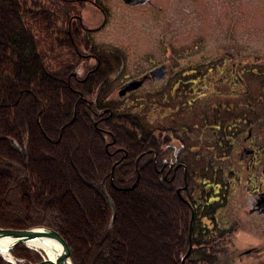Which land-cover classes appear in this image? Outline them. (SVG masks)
I'll list each match as a JSON object with an SVG mask.
<instances>
[{
  "label": "trees",
  "instance_id": "1",
  "mask_svg": "<svg viewBox=\"0 0 264 264\" xmlns=\"http://www.w3.org/2000/svg\"><path fill=\"white\" fill-rule=\"evenodd\" d=\"M49 1L0 0V229H53L68 243L73 264H143L145 258L146 264H174L173 260L179 259L177 251L187 246L189 239H185V243L183 240L177 251H165L164 261L155 253L160 242L169 241L176 230V223L170 226L173 224L169 218L172 208L168 206L166 197L161 196V188L156 185L157 190L152 187L146 196L138 194L143 200L141 207L134 208L133 203H129L137 194L135 189L129 194L133 185L130 182L136 177L134 159L156 140L148 141L147 135H140L135 130L130 135H124L123 130L117 131L118 134L114 135L117 144L127 150L128 159L116 168L113 186L111 172L114 161L106 150L108 136L97 132L98 135H84L86 131L81 124L74 125L72 134L66 133L70 126L64 127L78 122L80 114V120L85 124L92 120V113L80 101L78 94L67 86V69L72 61L61 54L63 43L58 41L60 33L55 31L52 23L48 24V21H56L55 14H61L62 8L58 5L51 8ZM30 128L37 131L30 132ZM41 134L64 139L59 148L54 147V160L47 155V141L37 138ZM76 140L81 142L84 152L76 158L77 166L72 153L78 148L75 147ZM96 145L103 147L101 150L106 156ZM62 157L64 165H55L54 162H59ZM61 164L64 168L68 166L69 177ZM140 172L146 179H153L152 176L157 174L150 156L143 157ZM83 173L90 177L87 181L92 185L82 184L86 180ZM70 180L81 194L72 187ZM79 197L87 204L84 216H79L76 205ZM173 198L172 207L177 209L181 219L187 215L186 208L175 195ZM130 205L133 218L139 219L141 226L146 228L143 231L138 223L135 222L132 228L126 221L127 213L121 210ZM144 210L148 211L150 219L145 217ZM90 221L97 227L94 232L87 233L85 227ZM149 222L159 227V237L149 232ZM197 224L193 244L202 245V240L211 239L216 233L208 232L207 227L197 230ZM182 230L178 229L183 237ZM137 240H144L150 247L140 246ZM130 243L133 249H130ZM209 245V250L194 249L187 264H213L220 250L212 243ZM131 251H134L133 257ZM108 253H111L109 258H105ZM13 255L18 259L26 258L18 253L17 248ZM129 255L133 259L130 260ZM42 260L38 257L32 259L35 263ZM0 264L11 263L0 257Z\"/></svg>",
  "mask_w": 264,
  "mask_h": 264
},
{
  "label": "rangeland",
  "instance_id": "2",
  "mask_svg": "<svg viewBox=\"0 0 264 264\" xmlns=\"http://www.w3.org/2000/svg\"><path fill=\"white\" fill-rule=\"evenodd\" d=\"M105 1L108 3L109 7L108 21L104 28H100L98 31H95L94 40L98 47L107 48L110 51L115 52L117 55L119 54L122 68L125 70L123 73L125 77H117L119 80L116 82V84H113L112 91L115 89L117 90L119 86L130 77H137L139 74L147 71L154 65V63L157 62L165 64L167 62H171L175 65H179L180 67H185L188 66V64L195 63L198 67L203 68L206 66V62H209L210 60L215 62L217 59L216 57L220 55H226V53H230L231 56L236 57L237 54L241 53L243 55V59L245 60L244 63L247 70H253L256 68V70L260 69L258 71H264V0H150L145 4H140L136 7L125 5L122 0ZM83 17L84 22L90 28L100 27L104 21V17L101 15V13L92 6H89V8L84 10ZM51 23L53 24L51 26H55V31L59 34L60 32L56 28L58 25L57 20L48 21V24ZM64 29H66V27ZM64 45H66V43ZM60 50L65 59L69 61L71 60L73 62V60L66 55L67 48L65 49L62 46ZM171 56L174 57V59L172 58V61L170 60ZM216 62H218V60ZM86 64H88V66L95 67L96 62L90 60L87 61ZM70 67L74 66L71 65ZM84 76L85 74L83 72L80 74L79 79H82ZM262 78L264 79V76H262ZM262 83H264V80H261L259 77L255 78L252 77L251 74H246L245 99L250 101H257L260 99V88ZM112 91H109V93H101V95L103 97L109 98L113 95ZM146 93L147 91H140L133 98L122 101V104H120L118 101V95L112 96V98L114 100L116 97V105L124 110L127 109L130 111V109H132L131 107L138 104L136 110H138V114L141 118L140 122L142 123V127H140L139 130L140 132H144L145 135H147L146 137H148V141L153 140V138L155 139L156 137L157 140L154 143L155 147L158 146L160 143L159 141L162 140L161 136L163 133L167 137H172L168 132H170L175 126L177 129H179L177 130L179 133L183 131L182 129L184 126L190 129L192 126L198 124L199 126L197 127H200L201 122L205 117L206 106L209 107L210 105L208 100L218 101L224 99L221 96L213 95L207 100L201 101V104L191 111L187 108H182L181 113L175 114V118L177 117L176 123L172 118V115L171 117L166 115L161 119L162 113L157 112V110L153 108H146V115L141 113V110L144 108L139 104L143 101L142 99L146 96ZM206 93L207 92H202L201 94ZM92 99L93 98L90 97L89 100ZM133 100H135L134 105L132 104ZM82 105L84 106V104ZM257 106L258 104L256 103H253V105L250 106L252 109H255V115H257L258 112L261 114L262 110V108ZM121 109H119L117 112L121 113ZM250 115L253 114L251 113ZM81 116L82 114H80L78 122L75 121L73 124H68L66 127H64L68 128L70 126L68 130H66V133L69 134V132L72 131L74 125L81 124L84 126L86 131L84 135H98L95 131L94 122L92 123L91 120L84 124L82 120H80ZM124 120L125 119L123 118L120 119L121 122ZM69 121L71 120L69 119ZM195 130L197 132L200 131L197 129ZM35 131L37 130L30 128V132ZM116 131V129L111 130V132L114 134ZM107 136L108 143L113 142V139L109 135ZM210 136L211 135H193V139L197 141L196 147L198 152L203 153L205 146H208L207 141L209 140H207V138L209 139ZM37 138H43V141H47V144L45 143L47 148L46 152L48 153L47 155L51 156L50 160H54V158H52V156L56 157L54 147L59 148L60 145H62L64 139L55 135L51 137H43L42 134L41 137ZM76 142L77 143L75 147L78 146V148L74 147L75 149L72 153L73 161H76L75 164L77 166L78 161L76 158L82 156L84 152L83 149H81V142H79V140H76ZM170 142L173 144L175 141L170 139ZM38 143L39 141L36 143L37 148ZM154 145L151 144L150 146L154 148ZM39 146L42 147L43 145L40 144ZM176 146H180V144L176 142ZM97 148L101 150L103 147L101 148L98 146ZM109 148V151L113 152L115 147L112 146ZM215 152L216 150L214 149L212 156L213 161L216 158V154L214 155ZM100 153L106 156L103 153V150H101ZM216 156L217 161H215L219 166L223 160H221L222 158L219 152H217ZM231 156L232 155H230V157ZM110 157L112 156L110 155ZM150 158L153 161L154 155H151ZM93 159L94 161L96 160L94 157ZM232 159V157L229 158V163L235 161ZM236 159L238 158L236 157ZM62 160L63 157L59 162L58 160L57 162H53L55 165L58 163H62L64 165ZM144 160H147V163H150L148 158H145ZM113 161L111 183L114 184L113 186H115V170L118 163H115L116 159L114 158ZM135 161L136 159H134V166L136 167ZM238 161L239 159L234 162L232 170L241 173V171H245V168L244 166L241 167L240 164H238ZM62 168L64 173L69 177L71 172L69 171L68 166H66V168L62 166ZM201 168L202 170L205 169L204 166ZM232 170L229 169L231 178L230 184L228 185L227 211L225 213L223 212L222 214L220 211L216 213V211L220 209L222 203L219 201L213 202L210 204L211 209L206 212L204 210L201 211L199 213V216L201 217L197 218L196 220V223H198L196 225L197 230H199L200 227H207L208 232L216 234L212 236L211 239H204V241L202 240L200 242L202 245H199L195 242L193 244L192 242L193 250L200 248L209 250V244L212 243L213 247H217V250H220V253H218L217 256L215 255L216 260L213 264H264V216L250 214L251 201L248 199L251 191L264 190V175L262 168L257 166L254 170L255 172L253 177L256 179L255 185H251L250 182L246 184V181L248 180L247 177H244L241 181L240 177L237 178L232 174ZM137 171H135V180L130 182L133 184L132 189L129 190V194L134 189L137 194H135V196L132 198V202H128L133 203L132 205L134 208L141 207L140 204L143 202V200L138 194H143L146 196L148 193H150L149 190L152 187L155 188L156 185H158L159 188H161L159 191L161 196L163 194L166 197V200L169 202L168 206L172 208L169 218L173 221V224H170L171 227L176 223V230L175 232L172 231V233L174 232V236H172L170 240L168 239L169 241L160 242L157 247L158 251L155 252L163 259L162 261H164L165 251H173L174 249L176 250L178 247H181L183 240L185 243V239L188 240L190 238V235H192L193 231V228L192 230L190 229L191 225L193 226V220H191L188 209H186L187 215H184V217L181 216V219H179V212L177 213V209L172 207L174 195L180 202L182 201L179 199V195L176 194V192L173 191L171 187H165V182L160 181L161 174H154L152 176L153 179H146L143 174H140V176L137 178ZM215 174L217 173L214 171L213 176H215ZM83 176L86 178V180L85 182L82 181V184L92 185V183L88 182L90 177L85 175V173H83ZM209 176L210 173H208V177ZM213 180L221 181V177H213ZM70 183L72 184V187L77 189L79 194H81L80 190L77 188L76 184L72 182V180H70ZM116 187L118 189L126 190L125 187ZM215 190L220 191L217 186ZM212 193H214V190H212ZM209 194L210 193H208V195ZM156 195H158V193ZM224 203L225 201L223 204ZM76 205L79 211V216L80 214L81 216H84V210H87V204L84 203L80 198L78 201L76 200ZM132 205H130L128 208L125 207L124 210H120L127 213L126 221L130 222L132 228H134L133 225L136 222L138 223V227H141L143 231L146 228L141 226L139 219L133 218ZM144 214L146 218L150 219L148 211L144 210ZM206 214H209L207 218H205ZM216 214L218 219L217 222L214 220ZM114 219L115 217L113 218V222ZM96 227L97 224L93 221H90V223L88 222L85 229L87 233H92ZM179 228H181V230L183 228V237L180 236L178 231ZM149 229V232H151L153 236H158V233H160L159 227H157V225L155 226V224L153 225V222H149ZM132 238L134 239L135 237L133 236ZM147 239H149V237L145 238V240ZM137 243L142 247L146 246L144 240L138 241ZM129 246L130 249H133L132 243H130ZM148 247H150L149 243L147 244L146 248ZM17 249L18 253L26 258L18 259L13 255L12 252V256L15 259V264H35V262L32 261L33 258H43V254L41 252L29 248L27 244H22L18 246ZM189 250L190 242L187 246L185 245L182 249H179V251L176 250L179 252V259H176V261L173 260V263L175 264L176 262V264H182L183 258L187 255ZM193 250L191 251L190 256L186 259L185 264L188 263ZM214 250L216 249L214 248ZM109 251H112V249L110 248ZM110 254L111 253L105 254V258H109L108 256H110ZM133 254L134 251H131L130 255L132 257ZM130 255L129 258L131 260L133 258ZM0 257L6 261L1 255ZM178 261L179 263H177ZM146 262L147 261L145 258L142 263L146 264ZM161 264L163 263L161 262Z\"/></svg>",
  "mask_w": 264,
  "mask_h": 264
},
{
  "label": "flooded vegetation",
  "instance_id": "3",
  "mask_svg": "<svg viewBox=\"0 0 264 264\" xmlns=\"http://www.w3.org/2000/svg\"><path fill=\"white\" fill-rule=\"evenodd\" d=\"M122 2L128 5L123 0ZM55 5L62 8L61 14H55L58 22L56 27L61 33L58 41L63 43L65 49L67 48L66 55L73 60L69 65L74 66L67 69V85L70 90L78 94L80 101L85 103L87 110L92 113L91 119L96 132L99 135H109L113 139V142L106 145V150L116 159L117 167L128 159L127 150L117 144L114 136L117 135V131L123 130L124 135H130L133 130L140 135L145 133L139 130L142 123L138 125L141 118L136 110L138 104L134 105L136 99L132 101L134 106L129 111L117 106V98L113 100L112 96L118 95V101L122 104V101L133 98L138 92L147 91L139 104L144 108L141 113L146 115V108H153L162 113L161 119L166 115L169 117L172 115L176 123L175 114L181 113L182 108L191 111L197 108L201 101L213 95L224 98L218 101L208 100L210 105L206 106L205 117L200 127H197L198 124L190 129L184 126L180 133L177 132L179 129L176 126L173 127L170 132L167 131L172 137H167L163 133L159 145L155 147L153 142L154 148H152L149 144L150 148L141 153L135 161L138 178L141 174L140 163L143 157L154 155L153 168L157 174H161L160 181L165 182V187H171L179 195L182 201L179 202L185 204V208L189 211L193 220L191 239L193 242L195 223L197 218L201 217L199 216L201 211L210 210V204L218 201L222 205L216 213L220 211L222 214L227 211L228 185L231 178L229 169L232 170L235 161L239 159L238 164L244 166L245 171L239 173L232 170V174L237 178L240 177L241 181L247 177L246 184L249 182L251 185L256 184L253 175L257 166L262 168L264 175V83L260 88V99L257 101L245 99L246 74L264 80L262 78L264 71H258L260 69L256 70V68L247 70L241 53L236 57L231 56L230 53L220 55L216 57L215 62L212 60L206 62L203 68L195 63L180 67L171 62L166 64L157 62L147 71L137 77H130L117 90L112 91L113 84L119 80L117 77L124 76L125 70L122 68L119 54L98 47L94 40L95 31L104 28L107 24L108 3L105 0H50L48 3L51 8ZM89 6L94 7L104 17L100 27L90 28L84 22L83 13ZM172 58L174 57H170L171 61ZM90 60L96 62L95 67L86 64ZM159 69H161L160 73H155ZM83 72L85 76L79 79ZM132 83H136V87L122 96L120 92ZM109 91H112L113 95L102 99L101 92L109 93ZM202 92L207 93L201 94ZM90 97L93 99L89 100ZM253 103L262 108L261 114L258 112L255 115V109L250 107ZM118 108L122 110L121 113L117 112ZM251 113L253 115H250ZM122 118L125 119L123 122L120 121ZM112 129L117 130L115 134L111 132ZM195 129L200 131L197 132ZM193 135H211L209 139L207 138L208 146H205L203 153L198 152L197 141L193 139ZM170 139L175 142L172 144ZM176 142L180 146H176ZM112 146L115 147L113 152L109 151V147ZM214 149L216 150L214 155L219 152L223 160L219 166L216 155V161L212 160ZM230 155L232 160H235L232 163H229ZM203 166L205 169L202 170ZM214 171L217 173L215 176H213ZM208 173H210L209 177ZM213 177H221V181L213 180ZM216 186L220 191L215 190ZM248 199L251 201L250 214L264 216L261 203L264 199V190L251 191ZM208 215L206 214L205 218ZM214 220L218 221L217 214Z\"/></svg>",
  "mask_w": 264,
  "mask_h": 264
},
{
  "label": "water",
  "instance_id": "4",
  "mask_svg": "<svg viewBox=\"0 0 264 264\" xmlns=\"http://www.w3.org/2000/svg\"><path fill=\"white\" fill-rule=\"evenodd\" d=\"M126 4L137 6L140 4H145L146 2L150 0H123ZM161 69L157 70L155 73H160ZM154 73V74H155ZM140 85V84H139ZM136 87V83H132L128 88L122 90L120 93L121 95H125L127 92L131 91ZM262 206L264 208V199L261 201ZM192 230V225L190 227ZM48 239L51 240L54 243H57L61 251L56 256L55 260L46 259L43 257V260L41 262L35 263V264H73L71 258H70V248L67 244V242L58 234L56 231L48 228V227H34L27 230H9V229H0V241H7L9 240V246L6 249H3L0 251V255L9 263L15 264L14 262L8 260L5 256L1 254H12V252L17 248L18 246L22 244H28L34 241ZM192 235H190V250L187 253V255L183 258L182 264H185L186 259L190 256L191 251L193 250L192 245Z\"/></svg>",
  "mask_w": 264,
  "mask_h": 264
},
{
  "label": "bare ground",
  "instance_id": "5",
  "mask_svg": "<svg viewBox=\"0 0 264 264\" xmlns=\"http://www.w3.org/2000/svg\"><path fill=\"white\" fill-rule=\"evenodd\" d=\"M9 240L7 241H0V251L3 249H6L9 246ZM29 248H32L38 252H41L43 254V257L50 260H55L56 256L61 251L60 246L57 243L52 242L48 239L38 240L27 244ZM3 256H5L8 260L15 262L14 257L12 254L8 253H2Z\"/></svg>",
  "mask_w": 264,
  "mask_h": 264
}]
</instances>
